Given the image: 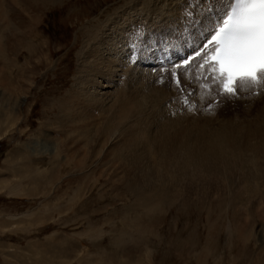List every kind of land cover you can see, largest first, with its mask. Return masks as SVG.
Masks as SVG:
<instances>
[{"label":"rangeland","instance_id":"rangeland-1","mask_svg":"<svg viewBox=\"0 0 264 264\" xmlns=\"http://www.w3.org/2000/svg\"><path fill=\"white\" fill-rule=\"evenodd\" d=\"M129 1L56 0L9 11L20 31H5L0 42V264H264V198H252L237 215L226 200L175 199L146 210L135 206L127 180L107 173L105 161L81 157L85 136L76 139L83 147L75 148L79 162L64 157L59 142L72 127L57 116L74 91L76 54L85 33L96 34L92 20H105ZM181 71L193 69L180 70V78ZM165 72L166 84L175 86ZM182 89L177 96L188 91ZM153 103L139 120L149 136L179 126L195 133L199 145L216 144V134L245 151L261 144L252 129L264 119V99L249 107L226 101L213 115L203 113L206 106L172 115L167 104Z\"/></svg>","mask_w":264,"mask_h":264},{"label":"bare ground","instance_id":"bare-ground-1","mask_svg":"<svg viewBox=\"0 0 264 264\" xmlns=\"http://www.w3.org/2000/svg\"><path fill=\"white\" fill-rule=\"evenodd\" d=\"M55 1L0 0V42L5 31H20L17 25L11 23L9 11L12 7L23 10L38 3L47 5L51 2L49 4L53 5ZM136 1L130 0L125 8H118L103 21L100 19L102 16L93 19L92 29L96 30V34L86 32L84 35L86 45H82L76 54L77 74L72 84L74 91L61 102L60 109L63 110L57 116L65 129L69 126L72 128L69 131L63 130V134L57 133L58 131L53 133L55 137L61 138V134L64 136L59 142L62 144L60 147L64 151V157L75 159V148H83L76 139L85 136L86 151L81 157L105 161L109 169L107 173L127 180L131 185V190L127 191L134 194L135 206L146 210L154 209L159 203L167 205L175 199L187 203L226 200V204L232 207L233 214H240L236 211L245 213L246 204L252 198H264V119L257 121V129L255 126L253 129L251 127L252 135L256 132L259 134L261 144L248 151L241 150L239 144L236 146L232 142L226 143L224 138L227 137H223V134L215 135L216 144H212L210 141L213 138H209L211 140L208 142L211 144L202 142V146L197 141H192L191 136L195 137V133L190 129L177 126L178 128L172 130L173 133L156 131L157 135L149 136L139 127V120L145 115L144 110L150 101L157 105L167 104L169 114L175 112V109L187 110L181 100L188 95L189 87H193L194 93L187 97L196 102L198 110L208 103H214L215 92H201L199 82L193 78L197 64L191 74L181 71L180 88H188V91L177 96L180 88L170 82L169 87L164 80L168 78L164 73L170 63L162 65L158 62L159 57L170 53L175 64L182 54H191L198 50L204 35L212 26L213 13L202 11L207 4H199V0ZM194 4L197 5L196 23H188L184 13ZM177 20L176 26L174 23ZM167 26H172V31L165 32ZM137 32L142 33L138 41L142 51L132 64L129 62L132 55L130 44L136 38ZM157 46L161 48L154 52ZM245 97L246 94L241 93L239 99H221L214 114L226 101L247 103L249 107L253 106V101L264 99V95ZM159 110L163 111L162 108ZM203 113L213 115L205 111ZM164 116L166 117L165 114ZM68 137L71 139L67 141ZM229 143L232 144L231 147L226 146ZM82 158L78 159L81 161Z\"/></svg>","mask_w":264,"mask_h":264},{"label":"snow or ice","instance_id":"snow-or-ice-1","mask_svg":"<svg viewBox=\"0 0 264 264\" xmlns=\"http://www.w3.org/2000/svg\"><path fill=\"white\" fill-rule=\"evenodd\" d=\"M205 3L207 7L202 11L213 13L212 26L198 50L172 66L170 77L180 88V70L197 64L193 78L199 82L201 92H215L214 103H208L204 111L214 114L221 99H239L241 93L246 94L245 98L264 95V0H199V4ZM196 8L194 4L185 10L188 23H196ZM141 36L137 32L130 44L132 64L142 51L138 42ZM181 103L189 112L197 111L196 102L187 96Z\"/></svg>","mask_w":264,"mask_h":264}]
</instances>
